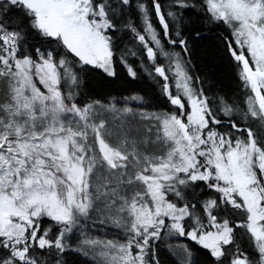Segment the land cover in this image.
<instances>
[{
  "label": "snow or ice",
  "instance_id": "6c2138e0",
  "mask_svg": "<svg viewBox=\"0 0 264 264\" xmlns=\"http://www.w3.org/2000/svg\"><path fill=\"white\" fill-rule=\"evenodd\" d=\"M0 264H264V0H0Z\"/></svg>",
  "mask_w": 264,
  "mask_h": 264
},
{
  "label": "trees",
  "instance_id": "16d2710c",
  "mask_svg": "<svg viewBox=\"0 0 264 264\" xmlns=\"http://www.w3.org/2000/svg\"><path fill=\"white\" fill-rule=\"evenodd\" d=\"M207 70L213 76L217 77V79L221 82V84L225 87H231L234 83L232 75L230 72L226 70L217 69L213 66H208Z\"/></svg>",
  "mask_w": 264,
  "mask_h": 264
}]
</instances>
